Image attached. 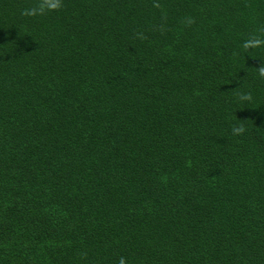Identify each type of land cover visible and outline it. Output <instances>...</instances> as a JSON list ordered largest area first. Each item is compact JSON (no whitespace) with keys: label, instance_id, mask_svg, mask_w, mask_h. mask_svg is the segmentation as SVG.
I'll return each mask as SVG.
<instances>
[{"label":"trees","instance_id":"16d2710c","mask_svg":"<svg viewBox=\"0 0 264 264\" xmlns=\"http://www.w3.org/2000/svg\"><path fill=\"white\" fill-rule=\"evenodd\" d=\"M261 69L264 0H0V264H264Z\"/></svg>","mask_w":264,"mask_h":264},{"label":"clouds","instance_id":"9594fccd","mask_svg":"<svg viewBox=\"0 0 264 264\" xmlns=\"http://www.w3.org/2000/svg\"><path fill=\"white\" fill-rule=\"evenodd\" d=\"M261 74L264 75V69H261ZM234 133L236 134H240L244 131L243 127H237L233 129ZM121 264H123V261L121 262Z\"/></svg>","mask_w":264,"mask_h":264}]
</instances>
